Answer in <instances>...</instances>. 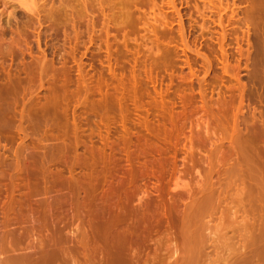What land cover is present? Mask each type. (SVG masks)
<instances>
[{
    "label": "rangeland",
    "instance_id": "1",
    "mask_svg": "<svg viewBox=\"0 0 264 264\" xmlns=\"http://www.w3.org/2000/svg\"><path fill=\"white\" fill-rule=\"evenodd\" d=\"M251 4V0H0V130L8 137L0 140V189H6L10 176H21L23 180L16 182L19 185L16 190H19L14 197L18 199L29 192V196L22 197L25 198L22 211L32 217L27 224L31 226L36 221L33 229L39 231L43 228V224L38 223L40 205L45 204L47 208L50 204L46 205V202H68L70 205L64 208V214L56 213L55 216L53 209L48 220L59 221L57 234L62 236L64 233L63 238L67 235L71 244L75 240L76 226L90 229L87 222L94 213L91 199L97 198L95 209H101L104 203L109 208L103 223L105 232L110 233L106 232L109 239L122 241V223L117 225L114 222L117 212L122 215L116 202L120 195L126 192L131 195L130 205L138 210H143L149 203L150 206L157 203L151 207L158 210V204H161L156 191L158 181L154 177L141 179L143 190L139 193L127 185L117 190L120 180L126 176L125 169H118V165L127 164L121 150L124 136L140 138V141L132 142L130 152L137 149L140 142L142 146L164 148L166 143L157 141L154 133L160 128H172L168 122L172 117L184 135L170 143L172 149L168 146L171 152L167 155L174 164V173H168L159 184L163 185V200H166L167 207L171 202L176 205L177 221L164 225L167 228L162 227L163 234L161 232L154 236L155 239L146 241L144 250L153 252L159 243L167 257L163 259L164 264L182 263L185 230L190 228L193 235L190 238L199 244L198 264H220L226 255L232 264H264V257L256 253L264 246V238H261L264 229L260 227L263 226L260 192L253 168V160L264 162V140L257 149L259 155L258 152L251 153L254 150L245 147L243 141L248 135V127L260 128V120L264 117V46L259 44L258 35H248L247 32L251 23L248 17ZM197 6L201 11L196 10ZM219 14L228 24L226 35L217 33ZM190 48L207 51L209 59ZM52 98L60 101L61 114L46 119L42 114L43 107ZM109 100L114 104L103 109ZM106 115L107 125L103 122ZM23 130L31 134L25 142ZM119 135H122L120 145L115 143ZM107 136L115 145H112L113 149L120 150L121 155L116 152L114 156L108 149L95 173L77 164L75 174L82 188L74 196L73 181L68 189L59 187L63 177L64 181L68 179L71 156L88 154L92 143L101 146L99 137ZM60 144L76 147L73 152L66 153L69 159L59 160L58 155L63 152L55 148ZM21 153L26 154L24 162L32 167V176L21 171L19 174L15 169V156ZM113 158L118 163L117 160L113 162ZM49 160L58 163L52 164L47 162ZM140 161V164L143 161L146 164V159ZM190 162L195 163L198 172ZM39 165L46 167L43 168L47 177L45 173L38 177L33 175V169ZM59 170L63 174L58 178ZM92 173L99 175V181H90ZM102 173H106V177ZM5 189L0 190L2 199L7 194ZM40 200L44 203L41 204ZM74 202L84 206L83 223L77 224L73 218ZM236 210L240 211L239 219H236ZM241 213L251 218H248L251 222H246L247 227L244 225L246 220H240ZM59 215L64 218L58 220ZM185 215L192 218V229L186 219L189 217ZM0 216L1 241L5 229L4 218L2 214ZM183 217L187 220L185 224ZM15 225L18 226L13 223L10 228L14 229ZM16 244L15 249L21 252L16 254L28 252L26 239ZM242 246L247 249L240 253ZM176 248L178 256L171 255ZM11 253L15 255V251Z\"/></svg>",
    "mask_w": 264,
    "mask_h": 264
},
{
    "label": "bare ground",
    "instance_id": "2",
    "mask_svg": "<svg viewBox=\"0 0 264 264\" xmlns=\"http://www.w3.org/2000/svg\"><path fill=\"white\" fill-rule=\"evenodd\" d=\"M251 3L252 4H251V7H250V10H249V13H248V17H249L251 23L248 26L247 32H248V35H258L257 36V38H258L257 40H258L259 44L261 46H264V0H251ZM204 7L208 8V10H209L208 6L206 7V5H205ZM196 10L197 11L200 10L199 7ZM202 13L203 12H201L200 14H202ZM203 16H205V15L203 14ZM203 16H202V18H203ZM223 20L224 19L222 18V14H219V19L217 21L218 22L217 23V27H219V29H218L217 33L220 34V35H226L227 34L226 32H227V25L228 24H225V21H223ZM228 23L230 24L229 20H228ZM257 46L260 49L259 45H257ZM198 49H200V48H198ZM192 51H195L196 53L198 52V54L201 53L206 59L207 58L209 59L207 51H205V52H201L200 50H197V51L196 50H192ZM1 99H2V97H1ZM110 101H112V100L107 101L108 105L105 104L104 106H102V108L103 107L104 108L105 107L108 108L110 106L109 104H111ZM112 104H114V103H112ZM43 108H44V112L42 114L44 115V117L46 119H52L55 116L57 117V116H59V114H61V112H60V108H61L60 107V101L58 99H56V98H52L50 101H48V104H46V106L43 107ZM105 111H107V110L105 109ZM110 113H111V111H110ZM109 114L107 113V115H109ZM107 115L104 118L105 121H103V118L100 116L102 118L101 121L106 122V119L108 120ZM102 116H103V114H102ZM170 116H168V117H170ZM167 120H166V122H167ZM169 121H170V124L173 125L172 128H169V129L166 128V130H164L165 128L164 129L160 128L161 130L157 129L156 130V134L154 133V136H155L154 138L156 140L157 139L159 141L162 140V141H164L166 143L167 146H165L164 148H163V146L162 147L160 146L161 147L160 148V147H157L155 145L154 146L153 145L152 146L151 145L145 146L143 144V146H142L140 144L141 143L140 142L139 145H141V147L138 145L137 149L131 150V152H130L129 149L131 147L130 145L132 144V142H138V140L140 138L139 139L138 138L134 139L133 135H132L133 137L132 136H127V137L124 136V139H123V146L124 147H121V150H123L124 153H125L124 162L126 161V163H127V164H125L123 166H126V165L127 166L125 168H122L123 166L120 164V165H118L119 166L118 169L120 168L121 169L120 171H122V169H125V170H123V172H124V174L126 176H123V179L120 180L119 185H117V187H116L117 190H120L121 187L124 188V186L126 187V185H127V187L128 186L131 187V188L133 187L132 189H134V192L139 193L138 191L143 190L140 187L141 179L143 177H146L145 179H147V178L152 179V177H154V180L156 178V180L158 181L157 182V186H156V189H157L156 191H158L157 197L158 196L160 197V199H158V203L161 202V204L160 203L158 204V205H160L158 210H156L154 208L152 209V207L155 206L157 203L155 205L152 204L153 205V206L151 205L152 207L149 205L150 203L148 204L149 207L146 204V206L143 207L144 208L143 210H142L141 207H140L141 209L138 210V209H136V207L133 208L134 206L130 205L131 197H132L131 195H129V194L126 195L127 192H126L125 195H123V194L120 195L117 198L116 202H117V206L119 207V209L122 210V215L119 212H117L116 215L114 216L115 217L114 218L115 219L114 222L117 225L122 223V235H121L122 236V241H120L119 239H117L118 241L117 240L116 241H111V239H109V237H110L109 234L110 233L107 232V230H106V232L109 233V234H107L105 232L104 225H103V223L105 222L104 221V217H105L106 213H108L109 208H108L107 204L104 203L103 204L104 207H102L101 209H98V208L95 209V206H96L95 199H97V198H92L91 199L92 207L94 206V213H92V216L89 218L90 220L87 218L89 220V222L86 221L87 224L90 226V229L87 226H86L87 228H85V227L81 228V227H79L80 226L79 225V226H76L77 229H76V231L73 232L74 234L72 233V231L71 232L69 231L71 234L74 235V239H75L73 243L71 242V244L69 243L70 241L68 240L69 238L67 237V235L65 236L66 238L65 237L63 238V236H64L63 232H62L63 233L62 236H60L61 233L59 235L57 234L60 231V227L57 226V223L59 222L58 220H61L62 218H64V215L63 216L59 215L58 216V220H57L58 222H55V223L51 222L52 220L51 221L48 220V219H51V217H50L51 214L49 212H51L53 209H55L54 215L56 213H58V214L62 213L64 208L69 204L68 202H65V201L63 202V201L60 200L59 202L57 201V203L55 202L54 204H52V203H47L46 200H45L46 205L50 204V206H48L46 208L45 204H43L44 202L40 200L41 204H43V206L40 205V207L43 210L41 209V210L38 211V215L41 217V219L39 218L38 223L39 224H43V226H42L43 228L40 229L39 231L33 229L34 222H36V221L31 223V226L29 224H27V223H29V221H31V219H30V218H32V217H30L31 214L27 215L28 212L22 211V210L25 209V208L22 209L23 205L25 204V201H24L25 198H22V197L29 196V192H27L29 190L26 191L27 195H24V193L21 190V192L23 193L24 196H22L20 198L17 197L18 199H16V197H14V195H16L15 192L17 190H19V189L16 190V188L19 187V185L17 183H18V180L21 179V176L20 177L17 176L16 178H13L12 176H10L12 174L8 175V173H7V175L10 176V182L6 183V182H2L1 181L2 184L6 183V189L5 188H3V189H5L7 191V194H6V196L3 199L1 198V194H2L1 191L3 189L2 190L0 189L1 190L0 191V193H1L0 194V211H1L0 215L2 214V216H3L2 218H4V220H3L4 221V228L2 226L1 227L3 229H5L3 231L5 237L3 239L1 237L2 240L0 241V264H162L163 263V259L166 257L165 256L166 253L164 251L163 252L161 251V250H163V249H161L162 246L159 245V243L157 242L158 246L155 247L153 252H150V250L148 251L147 249H145V250H147V251H145L144 248H143V245L146 243V241H148V240L150 241V240L155 239L154 236L159 235L161 232L163 234L162 227H164V225H168L169 226L171 224V222H174V224H175L176 221H177V216H176L175 207H174L175 204H172V202H171L170 205H168V207H167L166 200H163V198H164L163 197L164 196L163 185L159 184L160 180L163 179L168 173H169V175L174 173V168L172 166L173 163L171 161V158L169 160V157L167 155L168 153L171 152V149H172V147L170 146L172 144L171 142H173L175 140H178L180 137H182L184 135V133L182 131H180V128H177V124L175 123L174 119H172V117L168 120V122ZM260 121H261V124H260L261 126H259L260 128L257 129L256 128L257 126H256L255 128L252 127V129H251V127H250V129H249V127H248V129H247L248 130V135L246 134L247 136H246V138H244L245 140H243L246 143L245 147L248 146L250 148L249 150H254V151H251V153H253V154L258 152V150H259L258 147H260L259 144H261V142H263L262 140H264L263 139L264 138V117H262V119ZM96 122H97V120H96ZM109 122H110V120H109ZM121 123H122V120H121ZM105 124L107 125V122ZM22 132H23V135H24L23 141L25 142L26 140H28L30 138L31 134L29 132L25 131V130H23ZM49 137H51V136H49ZM1 138H5V140L8 139V137L5 136L3 134V132L0 130V140H3ZM99 138H100L99 141L102 142L101 146H100V144H99V146H93V143H92V146L89 148V153L87 154L86 152H83V153H86V155L85 154L82 155L83 154L82 153L81 154L82 156H78L79 154L78 155L74 154L70 158L69 154H66V153H68L70 151L73 152V150L76 149V147L74 145L66 146L65 144H60V145H57L56 148H55V150L58 149L59 151L63 152V154L59 153L60 155H58L57 154L58 150L55 151V153L59 156L58 157L59 160H64V159H69L70 158L71 164L69 166L68 179H71V182L68 181V179H66L67 177L65 178L66 181H64V177H63V181L62 182L59 181L60 183H58V184H61V185H59V187L62 186L64 188L68 189V188L71 187L70 184L73 181L72 185H74V183H75V187L74 188L72 187L73 188V195L72 196H74V194H77V192L80 191V188H82V185H81V187H79V185H78L79 183L78 182L80 181V179L78 177H76V174H75V167H76L77 164L81 165L84 168L86 167L85 169L88 168L89 170L94 172V170L96 168L98 169V165L97 164L104 160L105 154L107 153L108 149H110L113 152L114 156H115L116 152L117 153L119 152L120 155H121V151L120 150L113 149V147H112L113 144H111L112 142L109 141L110 138H108V136L107 137H99ZM111 138H112V136H111ZM51 139H52V137H51ZM185 139H187V138H185ZM134 140H136V141H134ZM23 141L21 142L22 144H23ZM52 141L54 142L55 140L52 139ZM52 141H51V143H52ZM117 141L118 142H115V143L120 145V142H122V135H119ZM48 143H49V141H48ZM53 144H55V143H53ZM56 144H58V143H56ZM77 144L78 143H76V145ZM19 145H20V143H19ZM113 146H115V145H113ZM168 146H170L171 149ZM21 147H23V146L21 145ZM78 147H80V146L78 145ZM248 147H247V149H248ZM114 148H116V147H114ZM173 149H175V148H173ZM175 150L174 151L172 150V152H175ZM18 151H19V148L17 149V152ZM22 151L25 152V148H22ZM111 151H110L109 154L112 153ZM55 153H54V155H55ZM23 154L21 153L18 156H15L17 158V160H15L16 163H14V164H16L15 165L16 167L15 166L14 167H15L16 170H18V172L21 171L22 174H27V176H28L32 172V170H30L32 167L31 168L29 167L30 164L28 162L25 161L28 164H26L24 162V160H27V159H25L26 154L24 156H23ZM113 155L111 157H113ZM170 155L172 157L173 153L170 154ZM257 155H259V152L257 153ZM55 157H56V155H55ZM41 158H44V157H41ZM113 159H115V158H113ZM142 159H144V160L146 159V164L145 165L143 164L144 161L142 162V164H140V162H141L140 160H142ZM116 160L117 159L113 160V162H115ZM44 161H46V160H44ZM190 161H192V159H190ZM41 162H42V160H41ZM47 162H49V163L51 162L52 164L54 163L53 160H49ZM260 162H261L260 159H259V163L256 162L255 160H253V163H254V167L253 168H254V170L256 172L255 176H256V179H257V187H258V190L260 192V212H261V218L263 219L262 220L260 218L263 221V223L261 222L263 224V226H260V227H261V229H262V227L264 229V162H263V160H262L263 164H262V162L260 164ZM56 163H58V162H56ZM56 163H54V164H56ZM117 163H118V160H117ZM253 163L251 162V165ZM42 164L43 163H41V165ZM52 164H49V165H52ZM189 164L192 166V168H194L195 171L198 172V169L196 170L194 162H190ZM41 165H39V168H37L36 170H34L35 168L33 169V171H34L33 175L34 176L36 175V177H38V175H44V173L46 172L44 170V168H46V167H44V165H43L44 168L40 167ZM79 165H77V166H79ZM115 166H116V164H115ZM4 169L5 168L2 169L3 172H4ZM10 170H11V168H10ZM63 172H65V171H63ZM15 173L17 174V171H15ZM59 173H60V175H58V178L63 174V173L60 172V170H59ZM119 173H121V172H119ZM19 174H20V172H19ZM47 174L50 175L49 173H47ZM105 174H103V175L105 176ZM184 174H186V172ZM54 175H56V173H54ZM54 175L52 174L51 176H54ZM27 176H26V178H27ZM30 176H32V175L30 174ZM44 176L47 177L46 173H45ZM63 176H65V175H63ZM84 176H86V175L84 174ZM98 176L92 173L90 181L91 182H93V180L99 181V177ZM104 176H103V178H104ZM55 177H57V176H55ZM43 178H45V177H43ZM1 179H3V178L1 177ZM6 179H8V178H5V180ZM21 180H23V179H21ZM27 180H30V178L26 179V181L24 179V181H25L24 183H26ZM104 180H105V178H104ZM7 181H9V179ZM57 182H58V180H57ZM82 183H84V182H82ZM19 184H20V182H19ZM21 184L26 186V184H23V183H21ZM28 184H30V182ZM28 184H27V187H28ZM54 184H56V183H54ZM58 184H56V185H58ZM56 185H54V187ZM35 186H36V184H35ZM94 186L95 185H93V187ZM144 186H145V184H144ZM27 187H26V189L30 188V187L29 188H27ZM153 188H155V187H153ZM66 189H65V192L67 191ZM59 191H56V192H59ZM61 191L59 193H61ZM130 191H131V189H130ZM49 192H50V190H49ZM65 192H64V194H66ZM68 192H69V190H68ZM68 192H67V194H68ZM53 193H55V192H53ZM59 195L57 197H59ZM67 196H69V195H67ZM52 197H54V196H52ZM30 198H33V197L31 196ZM34 198H36V197H34ZM37 198H38V196H37ZM59 198H57V199L59 200ZM77 198H78V195H77ZM88 198H90V197H88ZM42 200H44V199H42ZM23 201H24V204H23ZM88 202H89V200H88ZM82 203H78L77 202V203H75L76 207L72 206L75 209L73 211L74 212L73 218H74V220L76 222L78 221L77 224L78 223L80 224V222L81 223L84 222V216H83V210L84 209H82V207L84 208V206H81ZM72 207H71V209H72ZM145 207H147V208H145ZM71 209H69V210H71ZM236 211H234V213H236V214H238L240 212V211H237V212ZM51 213H53V212H51ZM234 213H233V217L236 216ZM12 214H13V216H12ZM36 214H37V211H36ZM36 214H34V215H36ZM63 214H64V212H63ZM84 214H86V213H84ZM242 215L245 216L244 214H242ZM185 216L187 217L188 215H185ZM239 216L240 215L238 214L236 216V219ZM243 216H242V218L240 220H246L244 222V225L246 224L245 227H247V225H249L247 223L251 222L250 221L251 218L248 215V218L250 219V220H248V218L246 216L245 217H243ZM188 217L189 218H186V219H188L190 221L189 227L191 225V229H192V224H191L192 218L190 219V216H188ZM73 218H71V220ZM87 219H85V220H87ZM186 219H185V222L183 221L184 224L187 221ZM193 219H194V217H193ZM53 220H54V218H53ZM60 222L62 223V221H60ZM13 223L14 224H16V223L18 224V226L15 225L16 227L14 229L10 228V226ZM194 223H193V225H194ZM184 224L182 226H184ZM59 226H61V225H59ZM65 226H67V225H65ZM83 226H84V224H83ZM186 226H187V224H186ZM61 227H63V223H62ZM187 227H185V229H187ZM194 227L196 228V223H195ZM166 228H167V226H166ZM170 228L172 229V227H170ZM65 229H68V228H65ZM68 230H70V229H68ZM63 231H64V229H63ZM185 231H186V233H185ZM185 231H184V233L186 235V239L187 240L185 239V241L183 242V247H182L183 248V252H184L183 255H182V258H183L182 260L183 261H182V263L179 262V261L178 262L180 264H198L199 263L198 258H199L200 254H201L200 251H198V248H197V246L199 244H196L197 243L196 241H194L195 242L194 243L192 241V238H190V237L193 236V235L191 236L190 228H188V230H185ZM116 233L120 234V232H118V231H116ZM192 233H193V230H192ZM263 233H264V231H263ZM4 235L2 234V236H4ZM261 235L263 236L262 233H261ZM261 235L259 236V238L261 237ZM68 236H70V235H68ZM116 237H117V235H116ZM118 238H119V236H118ZM259 238H258V240H259ZM261 238H264V236L261 237ZM23 239L24 240L26 239L28 241V252H26L24 255H18V254H16V252H18V251L15 249V244L20 242V241H22ZM71 241H73V239ZM262 241H264V240H262ZM262 241L260 240V242H262ZM262 244L264 245V242H262ZM16 245L18 246V244H16ZM263 245H261V246H263ZM20 248L21 247H19V249ZM245 248L246 247H243V246H242V248L240 247L241 250L239 252L241 253L243 251L242 249H245ZM263 248H264V246H263ZM263 248H262V250H264ZM177 250H178L177 248L175 250L173 249L172 250L173 252H172L171 255L178 256ZM262 250L260 251V248H259L257 250L258 252L256 251V253L261 255V258H262V256L264 257V252H262ZM13 251H15V255L13 253H11ZM259 252H261V253H259ZM225 254H226V252H225ZM217 255H219V254H217ZM242 255H244V254H242ZM245 255H247V253ZM253 256H257L255 258L258 259V255L257 254L254 253ZM229 257H231V256H229ZM240 258H241V256H240ZM229 259L231 260V258H228V255L222 257V259L220 260V264L221 263L222 264H232V262H229L230 261ZM227 260H229V261H227ZM197 261H198V263H197ZM179 263H177V261H176V262H173L172 264H179ZM208 264H210V263H208ZM233 264H236V263H233ZM238 264H240V263H238ZM241 264H243V263H241Z\"/></svg>",
    "mask_w": 264,
    "mask_h": 264
}]
</instances>
